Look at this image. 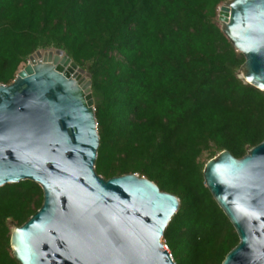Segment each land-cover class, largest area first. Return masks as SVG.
<instances>
[{"label":"trees","instance_id":"obj_1","mask_svg":"<svg viewBox=\"0 0 264 264\" xmlns=\"http://www.w3.org/2000/svg\"><path fill=\"white\" fill-rule=\"evenodd\" d=\"M227 0H0V82L38 49L60 48L92 74L96 171L138 173L180 206L164 240L177 264H222L239 235L204 179L206 163L264 140V91L223 31ZM33 180L0 187V264H21L11 234L42 206Z\"/></svg>","mask_w":264,"mask_h":264},{"label":"water","instance_id":"obj_2","mask_svg":"<svg viewBox=\"0 0 264 264\" xmlns=\"http://www.w3.org/2000/svg\"><path fill=\"white\" fill-rule=\"evenodd\" d=\"M223 31L246 60L245 80L264 91V0L221 5ZM92 74L60 48L38 49L0 82V187L33 180L41 208L11 234L21 264H177L163 243L180 206L138 173L96 171L100 135ZM204 179L240 241L222 264H264V140L241 158H211Z\"/></svg>","mask_w":264,"mask_h":264},{"label":"rangeland","instance_id":"obj_3","mask_svg":"<svg viewBox=\"0 0 264 264\" xmlns=\"http://www.w3.org/2000/svg\"><path fill=\"white\" fill-rule=\"evenodd\" d=\"M228 1V0H227ZM226 2V1H225ZM222 4H224V3H222ZM221 4V5H222ZM221 5H220V7H221ZM220 7H219V9H218V20H219V10H220ZM219 22L221 23V21L219 20ZM222 24V23H221ZM26 66V64L25 65H23L22 67H21V69H23L24 67ZM20 69V70H21ZM163 241H164V238H163Z\"/></svg>","mask_w":264,"mask_h":264},{"label":"built area","instance_id":"obj_4","mask_svg":"<svg viewBox=\"0 0 264 264\" xmlns=\"http://www.w3.org/2000/svg\"><path fill=\"white\" fill-rule=\"evenodd\" d=\"M163 243H164L165 247L167 248V250H169V247H168V245H167V243H166L165 240L163 241ZM169 251H170V250H169Z\"/></svg>","mask_w":264,"mask_h":264}]
</instances>
